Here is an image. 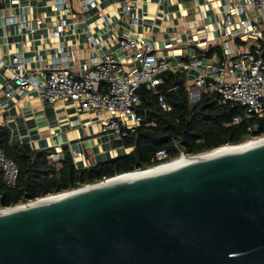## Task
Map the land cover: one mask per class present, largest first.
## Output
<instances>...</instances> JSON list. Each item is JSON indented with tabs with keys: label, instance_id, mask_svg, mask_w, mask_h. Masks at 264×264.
Segmentation results:
<instances>
[{
	"label": "water",
	"instance_id": "95a60500",
	"mask_svg": "<svg viewBox=\"0 0 264 264\" xmlns=\"http://www.w3.org/2000/svg\"><path fill=\"white\" fill-rule=\"evenodd\" d=\"M102 183L2 209L0 264H264V143Z\"/></svg>",
	"mask_w": 264,
	"mask_h": 264
},
{
	"label": "crops",
	"instance_id": "0c3cea01",
	"mask_svg": "<svg viewBox=\"0 0 264 264\" xmlns=\"http://www.w3.org/2000/svg\"><path fill=\"white\" fill-rule=\"evenodd\" d=\"M66 1L65 15L54 12L49 0H21L20 6L10 8L0 5V126L8 130L12 145L50 150L60 158L66 149L75 169L83 170L128 155L132 148L112 134L101 133L103 117L80 111L71 102L48 104L34 91L20 92L10 74L38 80L45 68H53V55L60 56V49L69 54L72 73H82L91 68L92 60L106 56L128 72L140 63L133 60V53L122 51L119 42L141 39L167 62L169 71L185 75L188 87L197 72H207L219 62L216 54L206 57L205 53L214 47L222 51L216 27L221 8L215 0H94V8L81 12L86 0ZM11 15L24 18L28 25L6 26L4 19ZM61 19L64 30L52 38L51 31ZM18 56L24 71L13 64ZM194 60L201 65L186 69ZM76 152L80 156H74Z\"/></svg>",
	"mask_w": 264,
	"mask_h": 264
},
{
	"label": "built area",
	"instance_id": "2783aa9c",
	"mask_svg": "<svg viewBox=\"0 0 264 264\" xmlns=\"http://www.w3.org/2000/svg\"><path fill=\"white\" fill-rule=\"evenodd\" d=\"M20 1L0 0V5L8 8L20 6ZM34 1L36 0H28L29 3ZM215 1L221 8V13L217 14L216 27L223 40L222 59L215 67H208L207 72L196 73L191 85L187 87L188 100L190 103L197 102L201 91L205 89L217 94L223 104L239 105L243 108L245 118L262 117L264 115V0ZM49 2L54 12L60 15L68 12L66 0H49ZM95 6L94 0H86L82 2L80 11L85 12ZM4 21L6 26L18 25L22 28L28 25L24 18L12 15L5 17ZM58 22L59 24L51 31L52 38L58 37L64 30V20ZM37 24L40 25L41 20H37ZM203 30L207 31L208 27L204 26ZM237 43L246 44V47H237ZM119 44L122 51L134 54L133 60L140 63L139 67L122 72L116 61L106 56L104 60H92L90 69L82 73H72L68 67L70 56L60 49V56L57 53L53 55V68H45L38 80L30 75L24 78L15 73L10 74V79L15 82L20 92L34 91L43 102L48 104L71 102L76 104L80 111L103 117L101 133L112 134L116 139L122 140L141 124V117L136 112L140 105L137 90L143 84L149 89H154L160 84L158 76L168 71L169 66L158 56L151 44L144 40L124 39L120 40ZM13 64L24 71L25 66L19 56L13 60ZM200 65V60H194L185 68L192 70ZM10 96L11 94L6 95V97ZM158 101L162 109L168 110L161 97ZM242 118L234 117L230 124L236 125ZM74 156H80V152L74 153ZM182 156L183 153H180L179 157ZM48 158L54 162L60 161V155L56 153L50 154ZM155 158L160 162H168V154L165 151L157 152ZM0 169L3 172L5 185L13 188L18 179V168L6 156L3 148H0ZM87 186L89 185L78 189ZM30 203L32 202L25 204Z\"/></svg>",
	"mask_w": 264,
	"mask_h": 264
},
{
	"label": "trees",
	"instance_id": "16d2710c",
	"mask_svg": "<svg viewBox=\"0 0 264 264\" xmlns=\"http://www.w3.org/2000/svg\"><path fill=\"white\" fill-rule=\"evenodd\" d=\"M219 47L210 48L222 59ZM160 84L149 89L145 84L137 90L140 105L136 109L141 124L123 145L132 151L125 156L83 170H76L70 154L63 150L59 162L48 158L52 151H35L28 145H12L9 132L0 126V148L18 168V179L13 188L5 185L0 169V209L13 208L47 196L65 193L86 185L133 171H143L165 162L157 161L159 151L168 154V162L179 158L198 156L226 146H238L249 139L264 137V115L245 118L243 108L223 104L217 94L203 89L199 100H188L186 77L181 72L165 71L159 76ZM163 99L168 110L161 108ZM242 120L230 124L234 117ZM255 127V129H254ZM166 161V162H167Z\"/></svg>",
	"mask_w": 264,
	"mask_h": 264
},
{
	"label": "bare ground",
	"instance_id": "6f19581e",
	"mask_svg": "<svg viewBox=\"0 0 264 264\" xmlns=\"http://www.w3.org/2000/svg\"><path fill=\"white\" fill-rule=\"evenodd\" d=\"M263 143H264V137H260V138L252 139V140H250L248 142H245L244 144H241V145H238V146L222 147L220 149H216V150H213L211 152H208L207 154H201V155H198V156H194L193 158L182 156V157H179L176 160L160 164V165H158L156 167H153V168H150V169H147V170L135 171V172H133L131 174H125V175H122V176H117V177H115V178H113L111 180L105 181L104 183H102V185L103 184L112 183V182H118V181H127V180H130V179H133V178L144 177V176H147V175H150V174H156V173L164 172V171H167V170H172V169L188 166L190 164H194V163L201 162V161L208 160V159L218 158V157H221L223 155L230 154V153L235 152V151H240V150H243V149H246V148H250V147H253V146H256V145H260V144H263ZM94 187H97V186H94ZM94 187H87V188H84L83 190H88V189L94 188ZM83 190H81V191H83ZM64 196H66V195H64ZM59 197H63V195L62 196H58V197H52V198L44 199V200L38 201V202H36L34 204H40V203H43V202H46V201L57 199ZM34 204H32V205H34ZM12 210H16V209L0 210V214L8 212V211H12Z\"/></svg>",
	"mask_w": 264,
	"mask_h": 264
},
{
	"label": "rangeland",
	"instance_id": "374dc122",
	"mask_svg": "<svg viewBox=\"0 0 264 264\" xmlns=\"http://www.w3.org/2000/svg\"><path fill=\"white\" fill-rule=\"evenodd\" d=\"M248 141H250V139L249 140H247V141H245V142H248ZM245 142H243L242 144H244ZM241 145V144H240ZM203 154H207V153H203ZM201 155V154H200ZM178 159V158H177ZM176 160V159H175Z\"/></svg>",
	"mask_w": 264,
	"mask_h": 264
}]
</instances>
